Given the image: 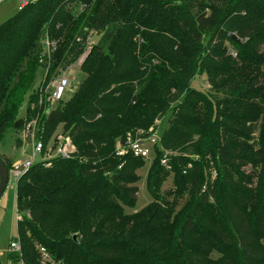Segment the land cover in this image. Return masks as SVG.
<instances>
[{
    "label": "trees",
    "instance_id": "16d2710c",
    "mask_svg": "<svg viewBox=\"0 0 264 264\" xmlns=\"http://www.w3.org/2000/svg\"><path fill=\"white\" fill-rule=\"evenodd\" d=\"M91 28L84 79L36 119L44 145L63 123L75 153L35 162L17 180L20 252L8 260L43 264L42 246L45 264H264V0L26 1L0 24V145L38 107L45 34L56 76L81 57ZM199 77L205 89L192 85ZM166 110L146 176L151 202L128 212L144 159L115 147ZM163 149L178 152L171 199L160 191L170 174L158 165Z\"/></svg>",
    "mask_w": 264,
    "mask_h": 264
},
{
    "label": "rangeland",
    "instance_id": "374dc122",
    "mask_svg": "<svg viewBox=\"0 0 264 264\" xmlns=\"http://www.w3.org/2000/svg\"><path fill=\"white\" fill-rule=\"evenodd\" d=\"M22 0H0V24L3 23L7 18L11 17L15 12L18 10V5L21 3ZM30 1V0H29ZM68 7L70 8V11L74 13L75 16L81 14L82 8L79 7V3L76 2H68ZM81 10V12H80ZM87 37L85 41L83 42L84 46V52L81 55V63L84 61L85 57L89 53V46L90 43L94 42L97 37L98 33L97 31L93 30V28L89 29L87 31ZM139 36H136V40H138ZM49 33L45 34L44 38V45L46 50L42 55H44L42 58H40V65L36 71L34 83L32 86L33 91L36 93L38 92V101L39 98H44L43 103H39L37 101V109L35 110V114L32 117V119H41L43 117V114L45 110L49 107H57L60 105V107L63 105V102L67 101L76 88L79 86L81 81L84 79L85 74L82 72L80 65L81 63L77 64L72 63L71 70L73 72L72 77H74V80L71 81L69 86L66 88L63 98L61 99V102L57 103H50L47 101V93L50 90V82L55 76H49L48 72L51 68L52 63V52L55 50L49 47V51L47 52L46 47V41L50 43H54V38H51ZM55 44V43H54ZM229 49L232 47L227 44ZM231 55V54H230ZM231 57L235 58V56ZM66 76L69 79V74H66ZM203 77V76H202ZM192 85L197 87L198 85H203L204 87L207 85L203 78L199 77L196 78V80L192 81ZM28 94L25 95V99L23 100L22 104L20 105L18 109V116L23 118L25 116V101ZM33 107V105L31 106ZM172 115L169 113V111H165L164 113H161L158 118L154 121L153 125L149 127V129L145 132L143 138L148 137L151 134H155L157 138L156 146L159 145L160 135L162 131L168 126L169 120L171 119ZM31 119V120H32ZM57 135H64V126L63 123H59L56 126V129L53 131V134L49 137L47 146L55 148V142L57 139ZM54 137V138H53ZM16 139H20L22 141V144L19 147L15 146ZM53 139V140H52ZM23 145L28 147L30 145V140L26 138L23 134V132H16L13 133L8 132L5 139L3 140L2 144L0 145V155L4 156L5 158L9 159L12 162L16 161H24L26 159H29L31 157L32 151L31 149L23 150ZM116 149V147H115ZM177 151H171L163 149V152L161 154V157L158 158V162L162 169L167 171L168 173L171 172L170 165H169V156H175L177 154ZM191 157H194V159H199L200 156L197 155H190ZM154 146H149V155L147 158L142 160L144 163L137 169V175H138V181L136 183L137 185V198L136 202L131 207H125V209L128 212H135L144 206L148 205L151 202V196L147 190L146 185V176L147 171L150 166V164L153 162L154 158ZM41 158V155H37L35 157V160H39ZM249 171V167L245 168ZM214 173H212V176ZM173 189V179L171 173L166 177L165 181L161 185L160 191L164 196H167V199H171V196H168V191ZM184 199H182L179 203L180 205L183 204ZM16 210V202H15V186L12 184L6 185L4 191L2 192L0 196V264H7L8 263V253H9V242L13 240L14 238L18 237L17 234V220L16 216L14 214V211ZM20 217V215H19Z\"/></svg>",
    "mask_w": 264,
    "mask_h": 264
},
{
    "label": "built area",
    "instance_id": "2783aa9c",
    "mask_svg": "<svg viewBox=\"0 0 264 264\" xmlns=\"http://www.w3.org/2000/svg\"><path fill=\"white\" fill-rule=\"evenodd\" d=\"M26 1L22 2V5L25 4ZM46 47L47 52L49 51V47L52 49L54 46V43H50L46 41ZM230 54L232 56H235L234 51H230ZM81 58V57H80ZM78 59L76 62L77 64L81 63V59ZM75 63V62H74ZM71 65L69 64L66 67H63L59 70V73L51 80L50 82V90L47 93V101L52 105V103H57L61 101L63 98L64 92L66 88L69 86L72 80H74V77H72V70ZM80 65V64H79ZM66 74H69V79L66 76ZM44 98H39V103H43ZM51 108V107H49ZM48 108V109H49ZM23 134L26 138L30 140V145L27 147V149H31L32 154L29 159H26L24 161H16L13 162L8 169V180L7 185L12 184L16 186V182L19 179V177L25 173L30 166L38 161L45 162V165L49 164V159L52 157H62V158H70L75 153V146L72 144L70 138L68 136L64 135H57V139L55 142V148L53 149L50 146H47V144H43L40 139L37 138V124H36V118L28 121L24 127ZM144 131H138L135 135H127L123 141V143H118L116 146V153L118 155H123L126 152L131 153V155L135 157H139L142 159H145L149 155V146L156 145L157 138L155 134H151L146 138H143ZM54 138V137H53ZM53 140V139H52ZM48 143V142H47ZM41 155V158L39 160H35V157L37 155ZM14 214L16 216V220L19 219V213L17 209L14 211ZM9 252L12 253H19L20 252V243L19 239L14 238L9 242ZM39 256L41 259V262L45 264L47 261H50V257L46 250L42 246H37ZM11 264V262H10ZM14 264H26L22 259L16 261Z\"/></svg>",
    "mask_w": 264,
    "mask_h": 264
},
{
    "label": "water",
    "instance_id": "95a60500",
    "mask_svg": "<svg viewBox=\"0 0 264 264\" xmlns=\"http://www.w3.org/2000/svg\"><path fill=\"white\" fill-rule=\"evenodd\" d=\"M231 39L235 41L237 44L240 43V40L235 34L231 35ZM8 180V169L6 168L4 162L0 159V196L2 192L4 191ZM75 236H73V239Z\"/></svg>",
    "mask_w": 264,
    "mask_h": 264
},
{
    "label": "crops",
    "instance_id": "0c3cea01",
    "mask_svg": "<svg viewBox=\"0 0 264 264\" xmlns=\"http://www.w3.org/2000/svg\"><path fill=\"white\" fill-rule=\"evenodd\" d=\"M23 1H29V0H22L21 3H19V5H18V9L22 6V2H23ZM24 149L27 150V146L25 147V146L23 145V150H24ZM11 162H12V161H11ZM12 163H13V162H12ZM7 264H10V261H9V260H8V263H7Z\"/></svg>",
    "mask_w": 264,
    "mask_h": 264
}]
</instances>
